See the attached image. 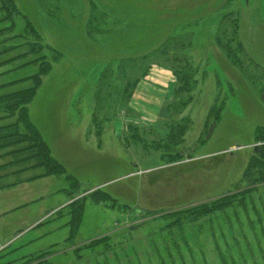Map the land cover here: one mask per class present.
<instances>
[{
  "label": "rangeland",
  "instance_id": "obj_1",
  "mask_svg": "<svg viewBox=\"0 0 264 264\" xmlns=\"http://www.w3.org/2000/svg\"><path fill=\"white\" fill-rule=\"evenodd\" d=\"M13 1L41 41L60 53L53 62L47 52L52 69L28 109L65 174L31 180L42 170L33 162L11 164L13 148L0 149V264H25L48 250V264H98L103 260L94 251L79 253L82 260L73 251L102 236L114 245L111 264L115 254L126 264H264V183L244 180L262 145L256 131L264 128V0ZM181 8L184 16L175 12ZM15 23L21 31L22 19ZM23 50L0 55V81L36 73L27 66L4 74L12 65L4 63ZM175 70L187 76L176 93ZM163 77L170 82L161 115L143 119L129 107L136 88ZM29 86L19 82L0 94ZM172 124L175 131L183 127L179 142L167 140ZM249 188L243 203L159 238L176 241L179 251L151 247L152 233L168 220L162 214ZM96 190L116 204L87 198L67 242L68 213ZM148 211L154 213L146 217Z\"/></svg>",
  "mask_w": 264,
  "mask_h": 264
},
{
  "label": "trees",
  "instance_id": "obj_2",
  "mask_svg": "<svg viewBox=\"0 0 264 264\" xmlns=\"http://www.w3.org/2000/svg\"><path fill=\"white\" fill-rule=\"evenodd\" d=\"M183 10L182 8L181 11L175 9V12L179 11L177 14L182 15ZM183 13L184 16L186 12ZM90 16H93L92 11ZM17 17L22 19L23 22L21 31L19 32L16 31L17 23H15V19ZM14 31H16V33L8 37L7 34L11 32L13 33ZM236 31L237 29L234 21L232 25H229L228 35L234 38L236 36ZM233 38L232 40H234ZM8 42H11V44L8 47L2 49L0 51V55L8 54L10 51L20 50L21 48H24L25 50L15 56V58H12L4 63V65L12 64L11 67L4 72V74L12 73L16 70L25 69L27 66H36L37 71L35 74L29 77L18 79L15 81H0V91L8 89L18 84L19 82H30V86L25 89L0 94V149L5 146L13 148L11 154L15 155L13 156L15 162H10L11 164L22 166L26 163L33 162L30 163L32 165L31 167H33L32 169L42 170L41 174L32 178L31 180L48 176H62L65 174V170L62 164L59 163L51 155L49 145L43 138L41 131L31 121L28 109L29 104L34 100L37 91L42 85L43 78L47 76L52 69L51 61H58L60 58V53L53 48H49V46L45 45L41 41V37L37 30L34 28L31 21L21 13V11L17 8L13 0H0V45L4 46L3 44ZM13 42H16V45H13ZM176 45H179L178 42H176ZM180 45L183 46L182 44ZM225 45L228 49L227 52L231 53L232 51L228 47V42H225ZM160 48L162 51H166V49L169 48V45L167 46L166 42L161 45ZM235 50H237L236 45ZM48 51L52 52L51 61L48 60ZM30 57H32L31 60L24 61L21 65H14L19 60L28 59ZM228 57L230 58V56ZM179 70L183 71V69ZM174 73L178 78L177 85H175L176 93V91H182L185 87L186 82L182 81L187 76L185 74L183 76H179L178 70H175ZM3 77L4 75L0 76L1 79ZM215 122H217V120H215ZM168 126L170 127V125ZM129 129L131 133L129 136L133 137L139 142H142V139L137 134V128L129 127ZM181 129L178 126L177 130L175 131V124H172V126L165 133L167 135L166 137L168 138L167 140H171L172 138V140H178ZM255 140L261 141L262 145H260L258 149L254 151L253 156L249 161L247 173L244 175V180L249 185L264 183V128L259 127L257 129ZM174 156L181 158V155L178 153H176ZM170 157H172L171 154L168 155V158ZM19 171L22 173V171L24 170L22 168L19 169ZM66 178L67 181H70V185L72 186L74 184V180H69L70 177L68 175H66ZM251 192L252 190L251 188H249L242 191V193L240 194L220 197L215 200L203 202L183 210L162 214V216H160V219L168 220L165 221L162 226L157 227L156 231L152 233L154 236H156V238L151 239V247L155 246L157 250L160 249L163 252L166 251L167 253L171 252L169 251L170 249L179 251L178 244L175 243L176 241L173 242L172 240L171 243L168 241L169 243L165 244L162 241H159V238L166 239L165 236L168 238H172V230L179 231L180 229H182V226L184 224L195 222L201 219H209L208 217L210 215L222 212L229 207H233L236 202L243 203L245 200V196L249 195ZM87 198L91 199L96 204H108L109 202H111V204L113 205L116 204L115 200H113L108 194H106L105 192H99L98 190L91 193V196L89 195V197L80 199V203L75 204L74 209L68 213L70 216V220L67 223V226L69 227V237L67 238V242L69 243L72 242L73 235L76 233V229L80 223V217L83 213V205ZM152 213L154 212L148 211L145 215L147 217ZM144 219L146 218L144 217ZM148 221L150 222L152 220H144L142 223H147ZM169 227L174 228L171 229V231H168ZM122 235L120 236L117 234L116 236L122 237ZM126 236L129 237V235ZM180 238L183 242H187L183 234L180 235ZM111 240L112 239L110 238V236H102L101 238H97L94 241H91L74 249V255L77 256V259L82 260V256L79 253H92L94 251L96 253V256L103 260L101 263L98 264H111L112 260L109 257L112 252L115 251L114 245L113 243H111ZM139 245L143 246V244ZM120 253L123 254V252ZM51 254V250L44 251L36 255V257L28 259L24 263L32 264L36 262L37 264H48L46 257ZM126 256L127 254L124 255L125 258ZM114 258L116 264H126V260L120 259V255L115 254Z\"/></svg>",
  "mask_w": 264,
  "mask_h": 264
},
{
  "label": "crops",
  "instance_id": "obj_3",
  "mask_svg": "<svg viewBox=\"0 0 264 264\" xmlns=\"http://www.w3.org/2000/svg\"><path fill=\"white\" fill-rule=\"evenodd\" d=\"M167 73V72H164ZM1 79V78H0ZM164 77L155 84H149L144 81L143 84L138 85L133 95L134 100L129 103L132 111H137L145 119V115L155 122V117L160 116V109L162 105V97L166 94V89L170 81H165ZM168 82V83H167ZM165 84V85H163ZM137 99V103L135 102Z\"/></svg>",
  "mask_w": 264,
  "mask_h": 264
},
{
  "label": "water",
  "instance_id": "obj_4",
  "mask_svg": "<svg viewBox=\"0 0 264 264\" xmlns=\"http://www.w3.org/2000/svg\"><path fill=\"white\" fill-rule=\"evenodd\" d=\"M210 136H211V132H209V134H208V139H209Z\"/></svg>",
  "mask_w": 264,
  "mask_h": 264
}]
</instances>
